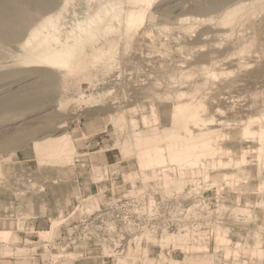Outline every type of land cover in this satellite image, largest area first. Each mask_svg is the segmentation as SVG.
Returning a JSON list of instances; mask_svg holds the SVG:
<instances>
[{"label": "rangeland", "instance_id": "rangeland-1", "mask_svg": "<svg viewBox=\"0 0 264 264\" xmlns=\"http://www.w3.org/2000/svg\"><path fill=\"white\" fill-rule=\"evenodd\" d=\"M0 1V264H264V0Z\"/></svg>", "mask_w": 264, "mask_h": 264}, {"label": "bare ground", "instance_id": "bare-ground-1", "mask_svg": "<svg viewBox=\"0 0 264 264\" xmlns=\"http://www.w3.org/2000/svg\"><path fill=\"white\" fill-rule=\"evenodd\" d=\"M149 1L150 0H146V2H149ZM0 3H1V1H0ZM105 12H108V11H105ZM110 16H112V15H110ZM6 17H8L7 11L0 9V25H2V27L4 26L3 30L5 29L6 26L8 27V28L7 27L6 28L9 29L10 28L9 25L11 23L14 24L13 20L8 21V19ZM138 17L139 18H145V13L141 12ZM99 18H100V16L97 17V19L94 20V22H96ZM135 20H136V17H133V16L127 17V23L129 25L133 24ZM58 22H59V17H57V19H55V18L53 19V17L47 18V19L43 20L39 25H37L36 28H34L31 31L29 37L25 40V43L23 45L25 50H26V54L24 55L25 56V63L31 64V63L35 62V63L40 64V66L64 70L66 72H71L74 69L80 70L83 67L86 68L87 63H89V60L87 59V57L89 55V52L87 50V43L92 40V38L94 37V31H95L94 28L92 27V23H89L87 26L80 25L79 26L80 31H79L78 35H74V33L67 32V33H65V37H63V34L60 31ZM96 27H98V26H96ZM14 30H13V32H14ZM4 32L2 34H4ZM5 35H6V33H5ZM1 38H3V36ZM95 57H96V55L93 58H95ZM55 73L57 74V72L54 71V74ZM54 74H53V78H54ZM51 76L52 75H50V77ZM51 79L49 78V80H51ZM59 107H60V105H59ZM54 113H55L54 110H51L47 113L46 116L48 118L50 117V118L55 119ZM59 117H57V118L59 119ZM59 120H62V119H59ZM32 133H33V130H31L28 135H25L24 133L20 134L19 137L17 139L13 140L12 142L11 141H4L3 144L0 145V147H1V149L4 150V149H7L8 147H11L13 145L19 146V144L21 145L26 140L27 137L31 136ZM263 134H264V131L262 130L261 136ZM185 148H187V147H185ZM157 156H158V154H157Z\"/></svg>", "mask_w": 264, "mask_h": 264}]
</instances>
